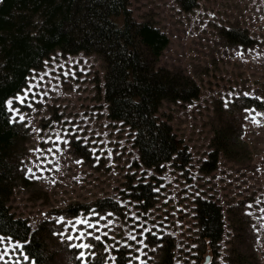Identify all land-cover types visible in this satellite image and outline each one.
I'll return each mask as SVG.
<instances>
[{
	"label": "rangeland",
	"instance_id": "374dc122",
	"mask_svg": "<svg viewBox=\"0 0 264 264\" xmlns=\"http://www.w3.org/2000/svg\"><path fill=\"white\" fill-rule=\"evenodd\" d=\"M128 5L169 37L156 65L199 89L189 100H162L156 112L185 154L146 164L135 130L109 116L103 59L57 49L7 100L27 136L10 211L39 235L46 264H264V0ZM222 122L233 143L214 161L213 129ZM201 198L222 207L214 244L200 234ZM0 257L37 264L3 234Z\"/></svg>",
	"mask_w": 264,
	"mask_h": 264
},
{
	"label": "trees",
	"instance_id": "16d2710c",
	"mask_svg": "<svg viewBox=\"0 0 264 264\" xmlns=\"http://www.w3.org/2000/svg\"><path fill=\"white\" fill-rule=\"evenodd\" d=\"M178 1L190 9L197 0ZM168 42L160 27L133 17L128 0H0V234L21 241L37 264H46L41 238L7 205L16 180L23 178L18 165L27 137L7 100L52 51L97 53L105 62L109 116L135 130L146 164L163 162L185 153L170 125L156 117L161 101L189 100L199 92L188 75L156 65ZM232 134L227 123L214 127V161L218 153L228 154ZM213 160L206 161L211 168ZM196 210L202 238L214 244L223 231L221 205L201 198Z\"/></svg>",
	"mask_w": 264,
	"mask_h": 264
},
{
	"label": "snow or ice",
	"instance_id": "6c2138e0",
	"mask_svg": "<svg viewBox=\"0 0 264 264\" xmlns=\"http://www.w3.org/2000/svg\"><path fill=\"white\" fill-rule=\"evenodd\" d=\"M41 79H43V77H41ZM30 90L31 89H29V91ZM25 95H27V94H25ZM16 99H18L21 103H24V97H19L18 96ZM11 103H12V101L9 100L8 101L9 106L11 105ZM20 119L23 120L24 117L21 116ZM57 139H59V136L57 137ZM78 223H87V221H78ZM81 236H83V233H81ZM68 239H72V237H68ZM96 239H99V237H96ZM132 239H135V237H132ZM73 247H85V248H87V247H90V245H86V244L85 245H73ZM80 255L83 256L84 253H81ZM0 258H2V257H0Z\"/></svg>",
	"mask_w": 264,
	"mask_h": 264
}]
</instances>
